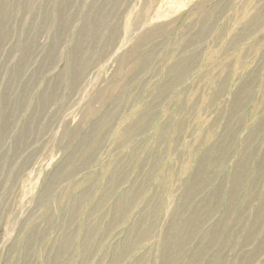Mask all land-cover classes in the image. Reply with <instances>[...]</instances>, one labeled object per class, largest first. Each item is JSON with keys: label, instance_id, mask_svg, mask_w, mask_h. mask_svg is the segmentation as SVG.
I'll return each instance as SVG.
<instances>
[{"label": "rangeland", "instance_id": "rangeland-1", "mask_svg": "<svg viewBox=\"0 0 264 264\" xmlns=\"http://www.w3.org/2000/svg\"><path fill=\"white\" fill-rule=\"evenodd\" d=\"M0 264H264V0H0Z\"/></svg>", "mask_w": 264, "mask_h": 264}]
</instances>
